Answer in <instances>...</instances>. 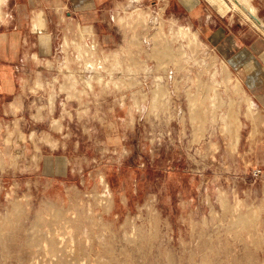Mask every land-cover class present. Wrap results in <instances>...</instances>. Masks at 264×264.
<instances>
[{
    "label": "rangeland",
    "instance_id": "374dc122",
    "mask_svg": "<svg viewBox=\"0 0 264 264\" xmlns=\"http://www.w3.org/2000/svg\"><path fill=\"white\" fill-rule=\"evenodd\" d=\"M133 1L108 0L95 18L93 50L112 54H65L66 23L93 17L55 13L53 52L0 62V264H264V165L253 152L264 120L248 115L252 90L213 45L209 8ZM223 1L230 30L254 28L264 42V0H251L253 17ZM180 26L200 45L167 40ZM97 58L100 72L84 68ZM224 63L232 82L216 87L212 112L209 70ZM229 109L243 123L236 143L219 116Z\"/></svg>",
    "mask_w": 264,
    "mask_h": 264
},
{
    "label": "crops",
    "instance_id": "0c3cea01",
    "mask_svg": "<svg viewBox=\"0 0 264 264\" xmlns=\"http://www.w3.org/2000/svg\"><path fill=\"white\" fill-rule=\"evenodd\" d=\"M108 0H6L4 19H0V62L15 63L23 62L26 56L33 53L42 55L40 48L50 49L53 52V46L50 40L54 39L51 23L53 14L60 17L64 14L73 20L81 17L91 18L86 24L66 23L65 32L61 44L62 51L65 54H75V40L84 39L82 54L87 53V46L96 43L94 37L93 25L97 23L95 18L101 16ZM195 1V3L193 2ZM134 3L133 0H131ZM139 2V1H138ZM182 7H198L202 5L203 10L209 8L208 14L213 17L212 35L210 38H217L212 41L218 49V54H222L229 60L234 68H240L243 72L245 86L249 88L253 95V101L260 111L264 112V42L257 30L254 28H242L239 31L230 30V15L228 6L223 0H179ZM133 5V4H132ZM125 7L130 6L126 0ZM227 17L228 21H223L222 17ZM114 17L123 22L124 16L114 14ZM114 19V18H113ZM77 33L76 37L73 34ZM216 32L221 33L218 36ZM210 34V33H209ZM223 34V35H222ZM93 50L90 51L92 53ZM98 54H112L113 51H99ZM125 54V50H115V53ZM36 56V55H35ZM36 56V57H37ZM39 57V56H38ZM2 63V64H4ZM60 63V62H59ZM1 67V66H0ZM2 69L7 66H2ZM9 87L11 81H8ZM63 86L68 87L69 95L71 88L78 86L77 80H64ZM253 152L254 158L260 165H264V137L255 140Z\"/></svg>",
    "mask_w": 264,
    "mask_h": 264
},
{
    "label": "bare ground",
    "instance_id": "6f19581e",
    "mask_svg": "<svg viewBox=\"0 0 264 264\" xmlns=\"http://www.w3.org/2000/svg\"><path fill=\"white\" fill-rule=\"evenodd\" d=\"M136 1H140V0H136ZM232 1H233V4H234V7L238 8L240 10H243L250 17H253L255 15L256 7L253 5V3L251 2V0H232ZM1 2H4V0H2ZM129 2H131V1L128 0V3ZM128 17H130V16H128ZM137 17H139V13H137ZM176 31L177 32L174 33L171 36V38L167 35V33L165 34L163 32V34H165L167 40H171L172 41V38H175V39L185 40V41H187V44H189V43L191 44V43L194 42V43H198V45H200L199 44V40H198L197 33H195L189 27H187V26L186 27L180 26L178 28V30H176ZM94 47H95V44H92V45H88L86 49H87L88 52H90L91 50H93ZM201 48L204 49L203 46H201ZM95 50L96 49L93 50L94 51V54H98ZM168 51H169V49L167 47L165 48L164 46H163V50H159V49L156 50L157 53H160L161 52L162 57L164 55L170 56V54H169ZM82 55L83 54L80 53L79 50H77V52L75 54L73 53V57H76L79 60H83ZM117 56L118 55H113V59L116 60ZM107 59L110 60L109 57L105 56L104 61H107ZM199 61L202 62L203 61V58H201ZM99 62L100 61H99L98 58L96 60H94V61H91L90 60V62L89 61H84V65H85L84 68H86L88 70H90V69H96L97 71L100 72V70L103 68V65L102 64L99 65ZM215 66L216 67H212V69L209 70L211 85H210V88H209V91H208V95H207L208 98L205 101L207 103V105L211 108L212 112H214V109L216 107V104H218L217 103L216 87H218V85H220L225 80L227 81V83L228 82H232V79H231L232 77H231V75L229 73L230 71L227 68V65L225 63L220 68L216 64H215ZM124 69H130V68L129 67H125ZM130 70H132V69H130ZM218 70H219V73L222 74L221 75V80H218L217 79ZM95 78L97 80H101L102 79L101 74L100 73H97ZM233 87H235L236 89L237 88L239 89V83L236 82L233 85ZM72 92H73V89L71 88L70 94H72ZM243 94L245 95V99L247 101V112H248V115L250 117H252V119L256 118V119H259L260 121L264 120V116H262L260 114L259 108L255 105L253 99L251 97H249L246 94V92H244V91H243ZM218 102H219V100H218ZM216 111H217V109H216ZM231 113L232 112L229 109V111L220 112L219 113V116H220V118L222 120V124L224 125V126L223 125L222 126L224 127V129L227 132V134L230 136L231 142L236 143L237 140H238L237 131L242 127L243 123L241 121H237L236 118H233ZM48 141L50 142V144L55 145V143L53 144V141H51L49 139H48ZM236 222H238L239 225H242V224L245 223V218L244 217H240V219L238 221H236ZM234 224L236 225L235 222H234ZM251 252L252 251L250 249H248V248L245 249L244 255H245V257L247 259H249L251 257L250 256L251 255ZM202 264H210V263L209 262H205V263H202Z\"/></svg>",
    "mask_w": 264,
    "mask_h": 264
}]
</instances>
